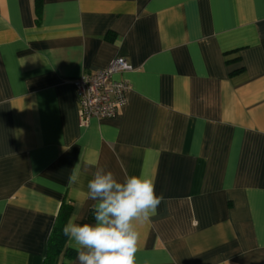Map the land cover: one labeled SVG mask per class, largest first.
I'll list each match as a JSON object with an SVG mask.
<instances>
[{
  "label": "crops",
  "instance_id": "crops-1",
  "mask_svg": "<svg viewBox=\"0 0 264 264\" xmlns=\"http://www.w3.org/2000/svg\"><path fill=\"white\" fill-rule=\"evenodd\" d=\"M116 56L126 104L81 124ZM97 163L162 197L137 264H264V0H0V264H43L61 202L92 220Z\"/></svg>",
  "mask_w": 264,
  "mask_h": 264
},
{
  "label": "clouds",
  "instance_id": "clouds-1",
  "mask_svg": "<svg viewBox=\"0 0 264 264\" xmlns=\"http://www.w3.org/2000/svg\"><path fill=\"white\" fill-rule=\"evenodd\" d=\"M78 180L77 164L69 183ZM86 187V199L93 202L92 220L70 218L62 229L77 252V264H137L138 228L156 215L162 199L154 180L143 173L119 180L97 163Z\"/></svg>",
  "mask_w": 264,
  "mask_h": 264
},
{
  "label": "built area",
  "instance_id": "built-area-1",
  "mask_svg": "<svg viewBox=\"0 0 264 264\" xmlns=\"http://www.w3.org/2000/svg\"><path fill=\"white\" fill-rule=\"evenodd\" d=\"M133 66L122 56L114 57L109 64L92 72H84L74 80L78 99V117L81 124L90 120L114 117L127 101L129 83L116 74L131 71Z\"/></svg>",
  "mask_w": 264,
  "mask_h": 264
},
{
  "label": "trees",
  "instance_id": "trees-1",
  "mask_svg": "<svg viewBox=\"0 0 264 264\" xmlns=\"http://www.w3.org/2000/svg\"><path fill=\"white\" fill-rule=\"evenodd\" d=\"M72 211V204L61 202L53 227L47 239L46 253L43 264H68L76 255L73 247L67 244V237L63 234V227L67 223Z\"/></svg>",
  "mask_w": 264,
  "mask_h": 264
}]
</instances>
